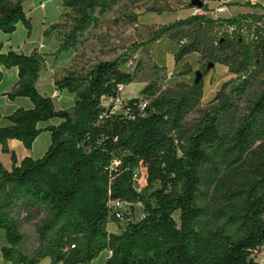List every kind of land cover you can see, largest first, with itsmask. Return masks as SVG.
Segmentation results:
<instances>
[{
  "label": "trees",
  "instance_id": "obj_1",
  "mask_svg": "<svg viewBox=\"0 0 264 264\" xmlns=\"http://www.w3.org/2000/svg\"><path fill=\"white\" fill-rule=\"evenodd\" d=\"M113 1L64 0V5L81 16L83 29L92 12ZM262 18L264 13L219 20L192 15L155 31L150 42L164 36L177 42V62L202 53L230 68L240 61L238 72L247 71L252 50L264 63V36L257 27L248 42L241 27ZM20 23L31 28L23 1L0 0V31L12 34ZM191 25L234 26L238 33L227 32L215 46L187 29ZM76 41L70 34L64 47ZM140 66L126 71L117 57L82 74L68 73L55 85L75 94L74 106L58 108L38 90L41 57L6 49L0 39V82L4 69H18L5 95L12 101L29 98L33 105L0 114L3 151L10 152V140L31 149L43 132L51 135L39 158L19 161L11 153V169L0 159V229L8 242L1 253L6 261L39 264L50 258L53 264H90L107 250L111 254L105 264H264L258 260L264 247V90L246 114L237 117V106L228 103L224 113L209 115L185 143L184 120L200 100L201 84L175 96H155L151 85L144 91L150 98L144 109L141 98L133 97L114 110L119 85L134 82ZM240 84L243 94L248 81ZM55 119L60 122L41 126ZM221 163L242 173L241 187L211 209L198 203L199 174L208 167L218 172ZM139 168L147 181L140 191L134 178ZM116 200L130 203L135 214L118 217L111 205ZM34 212H43L45 219L36 227L40 247L27 256L19 249L24 236L17 219Z\"/></svg>",
  "mask_w": 264,
  "mask_h": 264
},
{
  "label": "rangeland",
  "instance_id": "obj_2",
  "mask_svg": "<svg viewBox=\"0 0 264 264\" xmlns=\"http://www.w3.org/2000/svg\"><path fill=\"white\" fill-rule=\"evenodd\" d=\"M22 1L31 28L20 23L14 34H11L12 39L9 38L10 34L1 31L0 39L5 42L6 49L11 46L23 52L37 53L41 57L39 91L52 95L58 108L72 109L75 94L66 90L59 91L55 85L56 80L70 72L85 73L100 61L122 57V67L129 72H134L135 67L141 63L135 81L125 86L127 98L146 99L148 94L144 91L151 85L155 87V96L162 93L175 96L178 91H189L195 84H201L200 100L189 110L184 120L182 134L187 143L188 138L209 115L224 113L225 108L229 107L228 103L237 106V117L244 115L264 90V63L257 60L256 50L249 54L247 71L238 72L240 61H234L230 68L210 60L206 54L192 53L177 62V42L166 36L150 42L155 31L192 16L193 0H114L92 12L83 29L80 28L81 16L65 6L64 0ZM200 1L208 8L216 7L219 3V0ZM232 11L237 13L244 10L234 6ZM251 28L247 27L245 32ZM187 29L197 32L215 46L228 32L225 25H191ZM73 33L77 41L66 49L64 45ZM237 33L236 30L230 35L235 36ZM9 75H12V72H9ZM12 80L13 77L7 75L1 87L10 89L14 84ZM242 80L248 81V87L240 94ZM147 99L150 102V98ZM20 100L31 104L29 98ZM14 109V105L7 102L0 105L2 114H10ZM59 122V119H55L42 122L41 125ZM6 123L5 120L2 121V124ZM50 143L51 135L45 131L31 149L21 142L10 140V152H4L0 148V155L10 167L11 153H14L17 159L26 155L39 158L47 151ZM233 166L221 163L218 172L210 167L200 172L199 204L211 209L216 208L230 195L233 188L241 187L238 182L242 180L243 175L238 171L233 173ZM139 179L142 189L147 181L142 176ZM139 211L142 212V209L139 208ZM133 212L131 208V216L135 214ZM42 219H45L43 212L29 215L23 213L17 219L19 230L24 236L19 249L27 256L35 255L40 247L36 227ZM3 246H8V242L6 232L0 229V260L3 259ZM258 256V260L264 262V247L258 251Z\"/></svg>",
  "mask_w": 264,
  "mask_h": 264
},
{
  "label": "built area",
  "instance_id": "obj_3",
  "mask_svg": "<svg viewBox=\"0 0 264 264\" xmlns=\"http://www.w3.org/2000/svg\"><path fill=\"white\" fill-rule=\"evenodd\" d=\"M247 2H254L255 0H245ZM229 1L228 0H219V3L216 7L213 8H208L206 7L205 4H203L201 7L195 6L193 7V15H200V16H204L206 18H211L214 20H219L222 19L224 17H234L235 14H233L230 10L229 7ZM252 27L250 31L245 32L247 27ZM259 28L261 33L264 36V18L255 21L252 19H249L247 21V23H244L242 25V37L248 41V40H253L255 38V30L256 28ZM228 33L231 34L233 32H235L236 28L234 26H228ZM125 86L126 85H119V91H120V95L118 97H116L112 102L114 104V110H121L123 109L124 105L126 104V100L127 97L125 96ZM140 106L144 109L148 104H149V100L146 98H142L140 101ZM140 176H142V178H146V172L144 169L139 168L135 171L134 174V178H135V182H136V187L137 189L140 191L142 190L140 187ZM112 207L113 209L116 211V214L118 215V217H122L125 214L131 215V208L132 205L128 202H122L119 200L113 201L112 202ZM111 254V252H109Z\"/></svg>",
  "mask_w": 264,
  "mask_h": 264
},
{
  "label": "crops",
  "instance_id": "obj_4",
  "mask_svg": "<svg viewBox=\"0 0 264 264\" xmlns=\"http://www.w3.org/2000/svg\"><path fill=\"white\" fill-rule=\"evenodd\" d=\"M229 1V7H230V10H231V12L233 13V14H235V15H237V14H241V13H255V14H258V15H260V14H263L264 13V0H255L254 2H247V1H245V0H228ZM238 7V8H240V9H242V10H244V11H239V12H237V13H234L233 11H232V8L233 7ZM14 34V33H13ZM12 34V35H13ZM11 34L9 35L10 37V39H12V36ZM3 41V40H2ZM4 42V41H3ZM5 43V42H4ZM11 47V46H10ZM5 48H6V46H5ZM15 49V48H14ZM15 50H17V49H15ZM25 52V51H24ZM25 53H27V54H31V53H29V52H25ZM9 72H12V75H9ZM10 76V78H11V76L13 77V83L15 84V82L17 81V79H18V69L17 68H12V69H9V70H5L4 71V79L2 80V82L0 83V105L2 104V103H4V102H7V104H13L14 105V107H15V109H14V111L17 109V108H19V107H25V108H31L33 105H32V102H31V104H29V103H27V101H25V100H20V99H22V98H24V97H19V98H17V99H15L14 101H12V100H10L6 95H5V93H7L8 91H10V89L12 88V86L14 85H12L11 86V88L10 89H8V88H5V87H1L2 86V84H3V82H4V80H5V78H6V76ZM37 87H38V90H39V81H38V83H37ZM42 93V92H41ZM43 94H46V95H48L46 92H43ZM49 96V95H48ZM51 97H52V95H50ZM20 100V101H19ZM13 102V103H12ZM20 102V103H19ZM12 113V112H11ZM10 113V114H11ZM3 117H5V116H7V115H9V114H2V113H0ZM49 125V124H48ZM42 126V125H41ZM47 126V125H46ZM46 126H44V127H46ZM13 142H17V143H20L19 141H17V140H12ZM0 148L2 149V145H1V143H0ZM45 154V153H44ZM26 156H31V155H26ZM26 156H24L23 158H25ZM33 157V156H32ZM23 158H21V159H18L19 161L20 160H22ZM0 159L3 161V163H4V165H5V167L7 168V169H11L12 168V166H13V164H11V166L10 167H8L7 165H6V163L4 162V160L2 159V157H1V155H0ZM12 162V161H11ZM110 257V253H109V251H105V252H102L100 255H99V257L97 258V259H95L93 262H91L90 264H105L106 263V261H107V259ZM0 264H12L11 262H8V261H6L4 258L2 259L1 258V260H0ZM39 264H53L52 263V261H51V259L50 258H44Z\"/></svg>",
  "mask_w": 264,
  "mask_h": 264
},
{
  "label": "water",
  "instance_id": "obj_5",
  "mask_svg": "<svg viewBox=\"0 0 264 264\" xmlns=\"http://www.w3.org/2000/svg\"><path fill=\"white\" fill-rule=\"evenodd\" d=\"M203 5L202 1L200 0H193L192 1V6L195 7V6H198V7H201ZM213 65V64H211Z\"/></svg>",
  "mask_w": 264,
  "mask_h": 264
}]
</instances>
